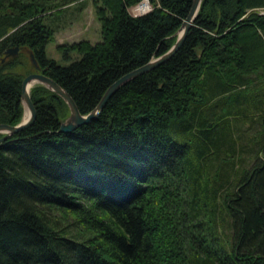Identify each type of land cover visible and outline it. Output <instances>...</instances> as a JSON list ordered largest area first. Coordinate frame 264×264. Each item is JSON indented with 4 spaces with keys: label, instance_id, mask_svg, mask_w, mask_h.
I'll list each match as a JSON object with an SVG mask.
<instances>
[{
    "label": "trees",
    "instance_id": "1",
    "mask_svg": "<svg viewBox=\"0 0 264 264\" xmlns=\"http://www.w3.org/2000/svg\"><path fill=\"white\" fill-rule=\"evenodd\" d=\"M68 1L0 0V57L19 50L0 59V121L22 117V75L8 67L21 50L85 112L173 42L190 3L132 13L141 0H92L99 38L57 42L59 62L44 46ZM260 6L199 0L173 53L71 129H58L65 100L33 83V120L0 139V264H264Z\"/></svg>",
    "mask_w": 264,
    "mask_h": 264
},
{
    "label": "water",
    "instance_id": "2",
    "mask_svg": "<svg viewBox=\"0 0 264 264\" xmlns=\"http://www.w3.org/2000/svg\"><path fill=\"white\" fill-rule=\"evenodd\" d=\"M198 3L199 0H190L187 11L185 12L179 25L174 31L176 34L175 38L173 42L165 50L158 53L157 55L148 58L147 60L141 62L140 64L131 67L130 69L122 72L113 80H111L107 84L103 92L100 94L99 98L94 103V105L85 112H81L78 109L70 93L60 83H58L53 77H51L49 74L44 72L42 68H40L39 63L36 60L35 56L33 55L32 51L29 50L28 52L29 58L34 66V69L26 72L22 76L20 80V93H19L20 100L26 108V114L24 116L22 115V117L14 123H10L7 121H0V131L2 132V134H0V139H2L5 135L9 133H12L18 129L25 127L33 120L35 115V107L30 97L28 88L26 87V84L31 80L42 82L65 100L68 107V112L59 119L58 129L60 130L71 129L76 124L80 122L88 121L89 119L93 118L98 113V111L100 110L101 106L103 105L107 97L120 83L124 82L128 78L144 70L153 67L155 64L166 59L171 53H173V51L178 47V45L182 41L189 24L192 22V19L198 7ZM17 48L18 45L15 43L13 45L6 46L4 48V53L0 57V59H3L4 56L7 54L14 53Z\"/></svg>",
    "mask_w": 264,
    "mask_h": 264
},
{
    "label": "rangeland",
    "instance_id": "3",
    "mask_svg": "<svg viewBox=\"0 0 264 264\" xmlns=\"http://www.w3.org/2000/svg\"><path fill=\"white\" fill-rule=\"evenodd\" d=\"M83 1L82 3H79ZM146 1V0H144ZM148 7L150 2L148 1ZM137 4L129 5L128 9L132 13H140L137 9ZM62 10L59 11V14L53 18L55 22V28L53 31V39L48 40L45 43L44 49L45 54L49 57H53L55 60L59 62L65 61V59L61 56V53L56 48V43L61 41H70L78 38H88L90 40H95L99 38V20L95 15L94 5L92 0H70L61 6ZM258 10H264V6H260L257 8ZM10 45V44H9ZM18 48L14 52L13 55L18 53ZM24 50L20 51L21 61L16 60L11 64H8V67L13 72H19L22 76L33 70V64L31 63L29 57ZM9 55V54H7ZM74 52H71V56H75ZM5 57V56H4ZM7 57V56H6ZM8 59V58H7ZM40 82V81H34ZM32 85V84H31ZM22 108L24 112L25 106L22 103ZM22 112V115H23ZM55 213L59 214V210H55ZM59 217V216H58ZM67 218V217H66ZM59 220H64L65 218L59 217Z\"/></svg>",
    "mask_w": 264,
    "mask_h": 264
},
{
    "label": "bare ground",
    "instance_id": "4",
    "mask_svg": "<svg viewBox=\"0 0 264 264\" xmlns=\"http://www.w3.org/2000/svg\"><path fill=\"white\" fill-rule=\"evenodd\" d=\"M148 0H146V1H144V0H141L139 3H138V5H137V9L139 10V11H142V10H146V9H148L149 7H148ZM149 6H150V4H149ZM33 82H34V80H31L30 82H28L27 84H26V87L28 88V91H29V88H30V86H31V84H33ZM25 110H24V113H23V116L26 114V108H24Z\"/></svg>",
    "mask_w": 264,
    "mask_h": 264
}]
</instances>
